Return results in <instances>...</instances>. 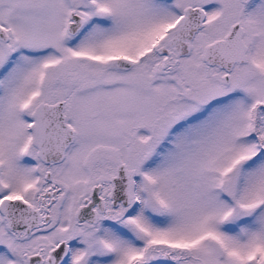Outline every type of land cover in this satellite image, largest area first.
<instances>
[{"label":"snow or ice","instance_id":"6c2138e0","mask_svg":"<svg viewBox=\"0 0 264 264\" xmlns=\"http://www.w3.org/2000/svg\"><path fill=\"white\" fill-rule=\"evenodd\" d=\"M0 264H264V0H0Z\"/></svg>","mask_w":264,"mask_h":264}]
</instances>
